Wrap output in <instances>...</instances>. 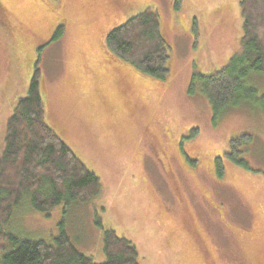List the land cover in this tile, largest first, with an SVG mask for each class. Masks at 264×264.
<instances>
[{
	"label": "rangeland",
	"instance_id": "rangeland-1",
	"mask_svg": "<svg viewBox=\"0 0 264 264\" xmlns=\"http://www.w3.org/2000/svg\"><path fill=\"white\" fill-rule=\"evenodd\" d=\"M175 1L0 0V146L38 61L46 122L100 183L64 214L22 203L12 233L49 241L62 223L97 262L112 229L135 245L138 264H264L262 106L242 99L214 119L200 82L190 88L194 75L213 74L237 52L239 0H179L178 9ZM146 8L158 12L170 45L163 82L104 45L111 27ZM248 83L264 94V73ZM241 135L250 136L240 146L246 166L226 156Z\"/></svg>",
	"mask_w": 264,
	"mask_h": 264
},
{
	"label": "trees",
	"instance_id": "trees-1",
	"mask_svg": "<svg viewBox=\"0 0 264 264\" xmlns=\"http://www.w3.org/2000/svg\"><path fill=\"white\" fill-rule=\"evenodd\" d=\"M56 1V0H54ZM241 34L238 51L227 64L209 76L194 75L215 119L224 108L242 99L257 100L264 111V94L248 83L252 73H264V0H239ZM179 8V0L174 2ZM60 23L51 40L63 34ZM107 51L148 78L163 82L169 74V42L156 10L146 8L111 27L104 35ZM40 70L34 62L26 95L17 100L4 121L0 146V264H138V252L114 230L102 232V261L81 253L62 226L49 241L20 236L9 230L22 203L47 215L55 206L62 214L70 206L86 203L100 190L94 173L77 158L46 122L40 92ZM193 135V133L191 134ZM249 135L229 142L227 157L246 166L240 146ZM215 172L221 168L216 163ZM63 228V229H62Z\"/></svg>",
	"mask_w": 264,
	"mask_h": 264
},
{
	"label": "crops",
	"instance_id": "crops-1",
	"mask_svg": "<svg viewBox=\"0 0 264 264\" xmlns=\"http://www.w3.org/2000/svg\"><path fill=\"white\" fill-rule=\"evenodd\" d=\"M240 34H241V30H240V32L238 33V37H240ZM238 45H239V43H238ZM238 48H239V46L237 47L236 51H238Z\"/></svg>",
	"mask_w": 264,
	"mask_h": 264
},
{
	"label": "flooded vegetation",
	"instance_id": "flooded-vegetation-1",
	"mask_svg": "<svg viewBox=\"0 0 264 264\" xmlns=\"http://www.w3.org/2000/svg\"><path fill=\"white\" fill-rule=\"evenodd\" d=\"M227 154H228V150H227L226 156H227Z\"/></svg>",
	"mask_w": 264,
	"mask_h": 264
}]
</instances>
